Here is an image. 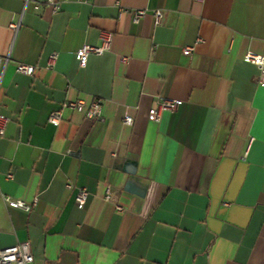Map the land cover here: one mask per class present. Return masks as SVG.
<instances>
[{"label": "crops", "instance_id": "crops-1", "mask_svg": "<svg viewBox=\"0 0 264 264\" xmlns=\"http://www.w3.org/2000/svg\"><path fill=\"white\" fill-rule=\"evenodd\" d=\"M60 1L53 13L0 0V113L11 119L0 249L28 242L34 264H264V83L244 62L264 56V0ZM156 9L161 24L151 13L133 22ZM102 32L111 50L80 69L76 52ZM159 99L182 104L151 121ZM95 100L101 120L64 110L59 126L48 121L66 102ZM67 184L88 190L84 209ZM4 197L37 204L25 212Z\"/></svg>", "mask_w": 264, "mask_h": 264}, {"label": "built area", "instance_id": "built-area-1", "mask_svg": "<svg viewBox=\"0 0 264 264\" xmlns=\"http://www.w3.org/2000/svg\"><path fill=\"white\" fill-rule=\"evenodd\" d=\"M89 0H82L83 3H88ZM196 2L202 3L204 0H194ZM24 2V9L26 10L28 6L33 3V9L36 12H39L43 7L50 9L53 13H58L61 10L62 1L60 0H44V1H37V0H23ZM121 10L125 11L121 8ZM151 13L155 19V24H161V21L164 17L163 10L156 9V10H134L133 11V22L139 23L147 14ZM12 31L17 32L20 28V23H12L9 27ZM101 44L98 46L92 45H83L78 51L76 52V58L79 63L80 69H85L88 65L89 58L92 55L95 56H102L105 53L111 50L113 35L111 33L102 32L101 36ZM194 47H185L183 49V54L190 56L194 53ZM8 58L3 59L0 57V86L2 84L3 75L5 71V67L8 63ZM58 60V55L56 53L50 56L48 62V69H53L56 65ZM123 62L127 63L128 58H123ZM244 62L254 65L260 72V76L258 79L259 83H264V56L258 55L253 52H248L244 56ZM17 72L21 74H25L28 76H32L35 72V67L20 64L17 66ZM182 102L178 100H166V99H159L157 102V108L150 112L149 119L151 121L159 122L162 117V113L165 111H176ZM64 110H72L77 113L84 114L85 117L91 121L101 120L103 118V110L104 105L102 101L95 100L89 106L86 105L84 101H71L66 102L62 105L61 109L54 111L49 117V123L54 126H59L62 118ZM11 119L6 115L0 113V138H4L6 134L7 127L10 123ZM134 119L126 115L123 119V123L126 126L132 127L134 125ZM12 178L11 175L8 176ZM67 189H74L76 191L75 196V205L79 209H84L86 207L89 192L86 188H74L71 184L66 185ZM5 202L7 205L12 209H20L25 212H30L31 209L37 204V200L32 204L29 205L24 203L23 201L12 199L10 197H4ZM105 201L112 202L114 204V209L116 214L124 215L126 209L117 201V194L115 191L108 187L105 193ZM35 258L31 251L30 243H19L17 245L6 247L0 249V264H34Z\"/></svg>", "mask_w": 264, "mask_h": 264}]
</instances>
